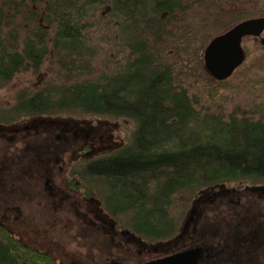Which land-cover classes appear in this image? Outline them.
<instances>
[{"label": "trees", "instance_id": "obj_1", "mask_svg": "<svg viewBox=\"0 0 264 264\" xmlns=\"http://www.w3.org/2000/svg\"><path fill=\"white\" fill-rule=\"evenodd\" d=\"M205 1L0 0V83L39 70L49 58L65 78L22 96L14 114L61 121V130L77 137L92 118L110 125L133 121L129 141L109 144L100 153L90 148L88 156L77 159L74 173L84 184L78 193L89 195L84 207L93 206L101 228L125 217L128 231L152 241L147 244H154V254L160 253L157 247L172 250L160 241L175 234L170 208L182 193H196L199 206L208 210L218 200L264 192V117L240 109V102L225 107L233 98L225 84L233 76L214 81L201 62L209 39L194 46V20L202 24L205 16L192 10ZM102 43L113 50L115 62L95 78L85 76ZM187 54L194 59L188 66L193 63L204 77L201 88L190 86ZM90 183L99 184V207L87 193ZM199 215L191 208L190 222L196 225ZM86 222L97 228L96 222ZM0 264L57 263L0 225Z\"/></svg>", "mask_w": 264, "mask_h": 264}, {"label": "rangeland", "instance_id": "obj_2", "mask_svg": "<svg viewBox=\"0 0 264 264\" xmlns=\"http://www.w3.org/2000/svg\"><path fill=\"white\" fill-rule=\"evenodd\" d=\"M103 8H105V6H103L102 9ZM193 13L198 17L199 15L205 16V20L202 24H197L196 19L194 20L196 33V42L194 46L197 47L200 43H204L206 38L210 39L222 32L228 27V24H232L245 16L248 17L264 13V0H206L200 6L195 7L192 10V14ZM205 44L206 43H204V45ZM102 46V52L96 58L92 71L85 76L95 78L104 71L106 66H110L111 63L115 62L113 50L109 46H105V43H102ZM243 46L248 54L242 65L235 71L232 77L233 79L225 84V88L231 92L230 95L233 98H229L230 100L228 99L227 103L224 105L229 109L233 106L236 107L235 105H238L240 102V109L249 110V113L253 111L256 117L263 118L264 50L258 47L253 40L249 39L244 40ZM106 53L111 54L109 58ZM50 57L52 58V55ZM189 57L188 55V60L184 65L186 66V71L192 75L189 81L191 82L190 86L201 88L200 84L202 85V83L200 79L202 80L204 77H202L201 72L193 63H190L188 66L190 60L194 62L192 56ZM110 58H112V61H110ZM48 60H50V58ZM48 60L37 71L28 69L18 73L8 83H0V127L4 128L0 130V160H9L10 157H15L18 161L16 155L19 151L11 149V151H9V145L14 146V144H16V148H22L24 144L30 143L32 147H39L44 159L51 157V155L54 158H60L63 163L62 172H60V174L57 173V166H55L54 169L52 168L54 171L49 170L47 172L46 176L49 179L48 185L51 186V192H54V196H50L47 194V191L44 190L45 185H43V188L40 187V183L42 185V182L38 184L39 178L35 177L29 179L36 174L33 172V175H31V173L27 172L28 167H21V165L25 163L15 165L17 167L20 166L21 170H23V168L26 170L23 175L19 173L21 176L17 173V171H19L17 167H7L8 169L6 168L3 173H0L2 174V178L0 177V179H2L0 185V220L3 221L4 218L2 214L7 213V208H5L9 205L7 202L12 201L9 199L10 185L14 184L17 188L19 184L16 180L17 178L27 179L28 183H26V187L23 188L25 193L21 194L23 199L19 200L22 202L20 204L22 206L19 208L21 210L22 208L25 209V211L19 210L22 214L20 217H22L23 225L28 229L26 232H28L30 238L35 237L36 239L42 240L45 243L44 248L50 250L51 254L56 256L61 255V257L56 258L55 262L54 259L49 256L50 253L45 254L55 263L71 264L75 262L76 264H103L97 258L99 254L118 251L116 247L112 246V240H118L123 245L126 251L123 253V249L120 248L122 252L120 253L129 259L138 257V254L136 255L134 250H140L144 245L148 246L144 249L147 252L142 255V257L147 258L154 253L156 247H150L154 246L153 243L147 244L152 241L137 239L133 233L128 231V228L125 226V217L114 218L110 220V224H102L106 228H101L98 223V218L91 212L90 208L93 206H88V208L84 207V201L88 200L89 195L83 196L82 198L81 194L78 193V188L83 190L84 184L74 173V171H76L74 165L77 163V159L88 156L92 152L91 149L98 148L99 153L105 152L109 144V148L119 143L117 147H120L121 144L129 141L130 134L134 128L133 121L119 119L111 121L115 123H111L110 125V123L105 121L92 118L91 121L85 123L82 127H78L80 134L77 137L70 134L71 130L68 131L69 133L66 132L65 128L61 130V127H59L62 125L61 121L44 120L43 118H31L28 116H21V114H14L15 112L12 110L14 104L18 99L22 98V96L30 95V93L35 91H42L43 88H46V85L63 82L65 80L62 76L63 73ZM201 62L203 67L202 54ZM253 67L257 69L255 70ZM196 77H199V80ZM202 102L203 100H201V103ZM205 103L204 101L202 105ZM205 105L207 106L208 103ZM23 120H28V123L16 130L14 126L12 127L13 124ZM83 128L87 131L82 132ZM11 137H13L12 139H14V141L9 140ZM39 143L43 147L37 146ZM87 151L89 152L86 153ZM95 151H97V149H95ZM27 153L30 156L33 152H31V150L28 152L23 151L20 158L24 159L27 157L25 156ZM65 176L66 179L64 178ZM45 180L46 178L43 181L45 182ZM98 185V183L87 184V193L94 194L91 200L97 205L101 198L98 194V192H100V187H98ZM95 199L99 201L97 200V202ZM199 204V199L196 200V193H182L178 196L170 208V213L176 226L175 234L171 239L168 238L169 240L160 242H165L167 248L174 250L176 249V244H180L185 239H188L189 237L187 238V235H192L191 231L195 226V222H190L189 211L191 208H195L197 212L199 210V214L204 220L208 217L212 221H215V219L217 220V218L219 219L222 217L221 222H234L229 218L231 216L223 213L217 214L215 209L207 210L205 209L206 207L203 209ZM246 205H248L247 202L245 206ZM97 207H99V205ZM239 209L241 208H238V210ZM224 210V212L227 213L231 211L227 210L226 207ZM31 212H38L39 220L35 221V223H31L30 215L37 213ZM77 212L86 215V217L83 215L82 219V215H78ZM245 214L248 216L249 212L247 211ZM197 217L198 215L195 216L196 220ZM88 220L96 222L97 228L87 224L86 221ZM105 220L108 219L106 218L104 221ZM174 238H177L178 242L171 243V240ZM157 249H160L159 252H161L164 247H157Z\"/></svg>", "mask_w": 264, "mask_h": 264}, {"label": "flooded vegetation", "instance_id": "obj_3", "mask_svg": "<svg viewBox=\"0 0 264 264\" xmlns=\"http://www.w3.org/2000/svg\"><path fill=\"white\" fill-rule=\"evenodd\" d=\"M261 16H264V13H261L259 15H254V16H248V17L245 16L244 18L232 23L224 30L230 28L231 26H233L234 24L240 21H243L249 18H257ZM261 37H264V31L259 37L248 36L242 39V47L244 49L245 58L248 53L243 46L244 40L245 39L253 40L258 45V47L264 50V45H262L260 42ZM203 49H202V52H203ZM245 58H244V61H245ZM233 74L229 78H231ZM228 79L217 81V82H223ZM12 138L13 137L9 138V140L14 141V139ZM24 145L22 148H16V144H14V146L9 145V151L11 150L19 151L16 155L18 158V161L15 159V157H12V158L10 157L9 160H5V159L0 160V163H1L0 173H3V171L9 166L17 167L15 165L25 163L21 165V167H24V168L28 167L27 172L31 173V175H33V172L36 174L29 179H32L35 177L39 178L40 180L38 184L42 182V185L40 183V187H43V185H45V188L44 187L43 188L44 190L47 191V194L50 196H54V192H51V186L48 185L49 179L46 176V174L49 170L54 171L53 169L55 168V166H57V173L60 174V172H62V166H63L61 159L54 158L52 157V155L51 157H47V159H44L42 157V152L39 149V147L38 148L36 146L32 147L30 143H26ZM37 146L43 147L42 145H40V143ZM29 150H31V152L33 153H31L30 156L27 153V155H25L27 157H25L24 159H21L20 158L21 153L23 151L28 152ZM19 167H17L19 170L17 171V173L18 174L20 173L21 175H23L26 172V170H24V168L23 170H21V167L20 168ZM0 177L2 178V174H0ZM45 178L46 180L44 182L43 180ZM64 178L66 179V176ZM16 180L19 182V184L17 185V188L15 187L14 184L10 185L9 199L10 201L11 200L12 201L7 202V204L9 205L8 207H5V208H7L6 212L8 214L7 213L2 214L4 219L3 221L0 220V225L3 226L6 229V231L9 234H11V236L15 238L23 246L34 249L37 252H42L43 254L50 253L49 256L53 258L54 261L56 262V258L61 257V255L56 256V255L51 254L50 250H46V248H44L45 243L42 240L36 239L35 237L30 238L28 236V232H26L28 229L26 226L23 225L22 217H20L22 216L21 211H25V209L22 208L21 210L19 208L22 206L20 205L22 202H20L19 200L23 199L21 197V194L25 193L23 188L26 187L25 185L26 183H28L27 182L28 180L22 179V178H17ZM1 183H2V179H0V185ZM246 202L248 203V205L245 206ZM225 207L227 210L229 211L231 210V211L229 213L224 212ZM238 208H241V209L238 210ZM90 209L92 210V208ZM212 209H215L217 214L223 213L225 215L227 214L231 216L229 218H231L234 222H228V223L221 222L222 217L219 218L221 220L217 218V220L215 219V221H212L208 217L206 218V220H204L203 217L200 216L199 221L201 219L202 220L200 222L199 221L196 222L197 224L193 227V230L191 231L192 235L191 236L187 235V238L188 237L189 238L185 239L184 241H182L180 245L176 246L175 247L176 249L168 251V252L165 251V252H160V253H155V254L152 253V255L148 256L147 258L161 256V255H164V254H167L173 251H177L183 248L198 247L201 249V255L195 264H264V192L261 191L259 193L257 192L254 193V192L246 191L243 194H241L238 200H233V199L218 200L208 210H212ZM247 211L249 212L248 216L245 214L247 213ZM31 213H37V214L30 215L31 223H35V221L39 220L38 212H31ZM39 238L41 239L40 236ZM111 244L113 247H116L118 251L112 252V253H102V254L111 256L114 259H122V260L141 261V260L147 259V258L142 257V255L147 252L144 250L146 248L140 249V250H134L136 255L138 254L137 255L138 257L137 258L133 257L132 259H129L121 254L122 252L125 253L126 249L123 247V245L118 240L117 241L112 240ZM120 248L123 249L122 252ZM102 254H99L97 258ZM71 264H76V263L72 262Z\"/></svg>", "mask_w": 264, "mask_h": 264}, {"label": "water", "instance_id": "obj_4", "mask_svg": "<svg viewBox=\"0 0 264 264\" xmlns=\"http://www.w3.org/2000/svg\"><path fill=\"white\" fill-rule=\"evenodd\" d=\"M264 31V16L240 21L211 37L202 52L203 69L215 81L228 79L244 61V37H259ZM264 45V37L260 38ZM201 255L198 247H188L141 261L114 259L102 254L103 264H195Z\"/></svg>", "mask_w": 264, "mask_h": 264}]
</instances>
